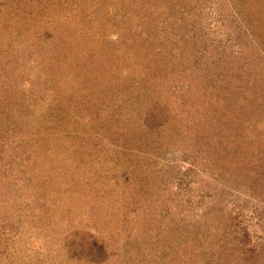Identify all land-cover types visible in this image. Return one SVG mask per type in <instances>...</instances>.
I'll return each instance as SVG.
<instances>
[{
	"label": "rangeland",
	"instance_id": "rangeland-1",
	"mask_svg": "<svg viewBox=\"0 0 264 264\" xmlns=\"http://www.w3.org/2000/svg\"><path fill=\"white\" fill-rule=\"evenodd\" d=\"M38 1L41 2L38 17L31 19L34 13L28 12L34 9L17 6V0H0L2 6L12 11L14 18L7 20L8 26L4 29L0 28V167L4 166L3 180L12 181L13 190L19 185L25 186L28 179L25 189H19L21 193H15L12 198L5 197L2 194L5 191L0 189V206L4 213L14 215L8 222L10 227H18L19 232L28 229L30 233L29 241L23 245L15 244L24 259L22 263L27 259L28 264H82L79 256L75 259L68 257L71 249H75L66 240L71 234H75L76 242L91 238L103 244V249L109 252L108 260H111V250H116L121 260L135 253L130 250V236L137 238L142 250L151 247L142 238L153 229L157 235L161 212L165 215L171 209L177 219L181 216L184 222L194 224L199 221L206 204L213 200L218 207L225 208V214L218 213L216 218L221 217V223H231L237 229L239 247L244 248L242 252L245 250L247 255L243 264L247 260L246 264H264V199L260 195L261 189L257 187L250 193L246 182L236 184L239 186L232 183L227 187L215 169L202 163L204 159L199 158L202 154L192 150L185 140L192 136L189 126L195 117L202 119L201 129L204 130L206 124L209 127L206 120L210 117V110L204 109L207 103L203 94L205 99L210 95L212 103V92L218 86H209V93H203L201 82L189 78L197 76L193 73L185 75L182 64L175 66L180 63L167 59L182 47L176 39L174 45L165 37L174 32L178 38L186 24L176 20L183 18L191 26L187 15L193 14L194 9L203 10L202 22L195 21V24L197 27L204 24L208 29L205 42L201 41L204 42L201 49L211 56V61L207 59L208 65L222 54L226 59L222 70L216 69L217 73L222 77L231 76V65L234 68L237 65H229L227 60L235 61L234 55L239 52L248 57L251 53L252 60L258 65L253 71L261 90L264 88V39L257 34L264 25L261 20L264 8L260 11L264 3H258V0H172L171 4L167 2L171 0H81V9L70 14L68 0ZM171 14L173 17H169ZM165 18L172 21H165ZM21 19H28L30 29L27 34L32 30L65 34L70 43L64 40L60 45L76 44L79 35L85 45L90 44L88 48L92 46L93 49L79 56L76 68L79 58L72 54L65 64V71L54 68L50 70V77L40 76L34 55L30 56L28 51H15V41L2 43V35L14 30ZM154 22H158L157 26ZM78 27L84 31L80 32ZM156 31L163 34L156 35ZM90 39L99 46V51ZM52 45L55 43H49L50 48ZM57 53L59 56L60 52H53ZM145 54L153 61L149 60L150 68L139 76L137 73L144 65L141 59ZM189 55L190 47H187L184 56L188 58ZM243 66L248 65L243 63ZM75 70L79 76L72 79ZM116 71L121 74L118 80ZM53 77L60 83L49 80ZM104 77L108 83L100 88L106 82ZM64 81L68 85L66 99L69 100L55 95L63 90ZM144 81L148 84H143V93L137 96L133 91ZM181 82H186L185 87L178 86ZM190 82L192 91L187 88ZM121 84L123 93L120 92ZM199 96L202 101H196ZM138 99L142 104L150 99L156 100L163 106L156 108L158 112L167 113L165 125L156 132L139 133V122L134 117H129V131L128 128L124 132L118 130L113 108L131 106L129 112L133 115L140 108H146ZM10 112L14 114L9 116ZM5 114L16 119L13 125L10 119H1ZM204 116H207L206 120ZM14 125L15 128L11 127ZM14 139H27L29 151L40 150L48 144L51 147L55 144L58 150L44 153L37 161L30 159L18 164L21 147H14ZM13 147L18 159L12 161L9 155H12ZM43 161L47 162L45 171ZM15 165L18 172L25 171L21 180L17 169L14 174L9 171V167ZM130 170L139 179L131 180L127 176ZM175 202L179 205L175 206ZM62 204H67L68 208L55 216L54 210ZM230 210L237 216L235 213L228 215ZM158 238H161L159 246L167 244L169 248L170 239L165 241L163 238L166 237L160 234ZM135 261L132 260L131 264Z\"/></svg>",
	"mask_w": 264,
	"mask_h": 264
},
{
	"label": "trees",
	"instance_id": "trees-1",
	"mask_svg": "<svg viewBox=\"0 0 264 264\" xmlns=\"http://www.w3.org/2000/svg\"><path fill=\"white\" fill-rule=\"evenodd\" d=\"M64 2H66V0H64ZM167 2L171 4L172 0ZM66 3L67 8L69 7L68 10L71 11L70 14L81 9L83 6L81 0H68ZM258 3H264V0H258ZM40 4L41 2L38 0H17L16 5L24 8L28 7V9H34L29 10L28 12V14L34 13L30 16L32 19L34 16L38 17V11L41 7ZM261 8H264V4L260 7V11ZM202 11L203 10L199 11L198 9H194L193 14L187 15V18L192 22L191 26L189 25L190 27L188 26L187 20H184L183 18L181 20H176L177 22L183 21L187 27H183L184 32L182 31L178 38H175L174 32L165 35L166 39L172 41L174 45L177 43L176 40L179 41L182 47V49H179L178 53L172 52V56L170 55L167 57L168 60L175 62V64L180 63V65L175 66H181L182 64L186 69L185 75L193 73L197 76L189 78H194V81L201 82V89L204 91L203 93H209L207 92L209 86H213V88L218 86L213 90V94L211 93L212 103L210 101V95H207L209 99H205L206 95L204 96L202 93L204 97L203 100L207 103V107L204 109L210 110V117L207 118V116H204V120L207 118L206 122H208L209 127L206 124L204 125L206 128L204 130L201 129L200 120L202 119L200 116L195 117L194 121H192L193 123L189 126V132L192 136L190 135L191 137L185 138V140L192 146V150L202 154L201 157L199 156V158L204 159V162L202 163H208L211 169H215L220 180L224 182V184L226 183L227 187L232 183V185L235 186L236 184L243 185V182H246L250 193L256 191L257 187H259L262 193L260 195L264 199V88L260 90L257 85L259 80L256 72L253 71L258 65L252 60V57L250 56L251 53L248 57L244 52L243 54L240 52L235 54V61L231 62L227 60L229 65L232 63L237 65L235 68L231 65V68L229 69V71H231V76H223V78L217 73L218 71L216 69L222 70L226 59L222 54L218 58L212 60V63L208 65L207 62H209L208 60L211 61V56L206 54L204 49H201V46L204 45L208 29L204 24L200 27H197L195 24V21L202 22ZM0 16L2 17V20H0L1 29L8 26L7 20L14 19L12 11L8 10L5 6H2V4H0ZM169 17H173V14L169 15ZM27 20L28 19L19 20L18 22L20 24L14 30H11L8 35H2L1 39L2 43L5 44H12L15 41L16 44H14L13 49L19 53L21 51H28L30 56L34 55L37 59V69L40 72V76L50 77V70L54 68L58 70L61 68L64 70V68H66L65 64H68L71 59L70 55L74 54L76 58H79L81 54L93 49L92 46L88 48L90 44L85 45L83 37L79 35L77 38L80 40L75 42L76 44L72 43L68 45L64 43L65 45H60V42L64 40H68L70 43L69 37L65 34L59 35V33L54 31L51 32V30H37V32L36 30H32L27 34V30L30 29ZM261 20L264 21V17ZM165 21H172V19L165 18ZM154 24L157 26L158 22H154ZM263 26L264 25H262V28L259 30L257 37L264 39ZM78 29L80 32L84 31L82 27H78ZM155 33L159 36L160 33L163 34L162 31H156ZM261 34H263V36H261ZM54 37L55 40L53 39ZM149 37L152 38L151 35ZM147 38L148 36H146L145 39ZM91 41L92 40L90 39V42ZM201 41H204L203 44ZM49 43H55V46L52 45L50 48ZM91 43L94 45V48H99L95 43ZM67 47L69 50H67ZM187 47H190L191 54L188 58L184 56L185 52H187ZM53 49H55V51H53ZM95 51L96 54L99 55L97 50ZM53 52H60V55L57 56L58 53L55 55ZM192 53H194V55H192ZM112 56L116 55L113 54ZM149 60L153 61L147 54L142 57L141 61L144 65L139 67L140 71L137 75L140 76L144 74L143 70L150 68L149 66H151V64ZM79 62L80 58L75 66L73 65L74 68L79 65ZM243 63L248 65L247 67L245 66L246 70H244L245 67L243 66ZM188 70H190L191 73H188ZM151 71L154 73L155 70L152 68ZM55 73L58 75L56 71ZM71 74H73V71ZM78 76L79 73L75 70L71 77L73 79L78 78ZM116 77V80L121 77V74L117 73V71ZM104 79L106 82L100 88L108 83L107 77H104ZM49 80L54 83L55 81L56 83H60V81H58L59 79L57 80L56 77H53L52 79L50 78ZM147 80L148 82H151V79ZM48 81L46 83H48ZM143 84L146 86L148 83L146 81H144V83H139L136 91H133V93H136L137 96L141 92L143 93ZM185 85L186 82L178 84L181 88L185 87ZM62 86L63 90L59 93H55V95L57 98L58 95H60L62 99L69 100L66 99L68 98L67 95L69 92L67 90L68 85L65 81L62 82ZM77 87L81 88L80 86ZM118 87H120L119 84ZM122 87L123 84H121L120 88V92L123 93L125 91ZM187 88L192 91L191 82L187 85ZM51 89L52 87H50L49 91H51ZM79 92L81 95L84 94L87 96L85 92ZM0 99H2V96H0ZM141 99H138L139 102L142 101ZM199 100L202 101V96H199V98L196 99V101ZM148 101L150 102H146V104H142L141 102L142 107L143 105H146V108H140V110L132 113L133 115L129 112L131 106L129 108H123L122 106L114 107L113 113L115 114V119L118 123V130H123V132L127 128L128 131L130 130L131 119L129 117H134L139 122V133H145L147 131L156 132L160 127H163L166 122L165 117L167 116V113L158 112L157 110L158 107L161 108L163 106L156 100L154 101L150 99ZM19 104L21 105L22 102L19 101ZM13 114L14 112H10L9 116ZM9 116L7 114L1 115V119H10L11 125H13L16 119H12V117ZM206 122L204 121V123ZM11 127L15 128L16 125ZM44 141L47 143L50 142L49 139H45ZM15 146L17 149L21 147L18 164H22L30 159L37 161L38 158H41L44 155V153L58 150L55 144L53 147L48 144L47 147L40 150L34 149L29 151L30 146L27 139L21 141L20 139H14V147ZM43 149H45V152H43ZM125 153L126 152H122V154ZM17 156V150L15 149L12 151V155H9L12 161L14 159L16 160V158L18 159ZM42 164L44 166L43 171H45L47 168V162L43 161ZM15 169H17V172L19 171L17 165L9 167V171L13 174L17 173ZM4 170V166H1L0 183L3 184H0V189L1 192L5 191V193H2L5 197L12 198L15 193H21L19 189H25L24 187L28 185V179L26 180L27 182L24 183L25 186L19 185L17 190H13L12 181L7 183V180H3L4 178L2 177V174ZM18 174L19 180L26 175L25 171L18 172ZM129 174L127 173V176L131 178V180L136 181L139 179V176H136L131 170L129 171ZM15 186L16 185H13V187ZM57 189L58 191L62 190V188ZM244 189H246V187H244ZM176 204L179 205V202H175L174 205L176 206ZM65 206L64 204L57 206L56 210H54V215L56 216L57 214L58 216L65 211V208L67 209L68 205L66 204ZM237 208V212H239V205H237ZM170 210L171 209H168L165 215H163V212L159 214L160 216L158 217L159 220L157 221L158 226L156 229L159 227L160 229L157 235H155V231H153L154 229L150 232L146 231L147 233L144 234L142 241L145 240V244L149 243V245H151V247H148L145 250H142L139 241L137 243V238H133L129 235L130 238L128 242L132 246L130 250L135 251V253L127 255L119 260V253L116 252V250H111V260H108L109 252L103 249V244L96 240L93 241L91 238H87V240L80 239L79 242H76L77 238L75 234H71L66 237V240L70 245L74 246L75 249H71L72 252L70 254L68 253V257L75 259V257L78 258L79 256L78 259L82 264H131L132 260H136L134 262L135 264H243V261L245 260L244 258L247 257V255L245 250L242 252L244 248L239 247L240 244H238L239 235L237 229L233 227L231 223H221V217L219 219L216 218L218 213L225 214V208L218 207L217 203L211 200L201 211L199 221L194 224L184 222V219L181 216L177 219V216L171 214L172 212H170ZM3 211L5 210L0 206V264H23L22 262L24 259L19 255V249L17 250L15 248V244L19 242L23 245L26 241H29L27 237L30 233H28V229L19 232L17 231L18 227H16V229L10 227L8 222H11V217L14 215L7 214L11 212L4 213ZM234 213L235 212L230 210L228 215ZM235 216H237L236 213ZM234 219L237 218L234 217ZM2 223L3 225L1 227ZM184 223H186V225ZM159 234L166 237L163 238L165 241L169 239L171 240L169 248L166 247L167 244L164 246L158 245L159 240L161 239L158 238ZM136 243L137 247H135ZM171 245L172 247H170ZM260 258H263V256ZM126 261L128 262L126 263ZM248 262L249 261L247 260L246 263ZM28 263L29 260L27 261V259H25L24 264ZM46 264L55 263L49 262Z\"/></svg>",
	"mask_w": 264,
	"mask_h": 264
}]
</instances>
